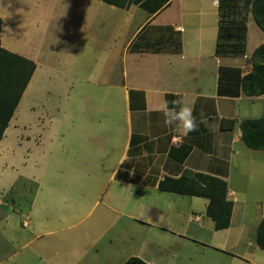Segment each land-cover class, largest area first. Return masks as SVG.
Segmentation results:
<instances>
[{"label": "rangeland", "instance_id": "1", "mask_svg": "<svg viewBox=\"0 0 264 264\" xmlns=\"http://www.w3.org/2000/svg\"><path fill=\"white\" fill-rule=\"evenodd\" d=\"M60 1L0 0V9L6 17L23 15L27 34L32 33L33 47L44 48L40 52L46 57L59 55V61L50 66L63 80L50 76L51 82L45 87L51 92L54 81H59L55 87L61 91L47 95L42 109L29 104V96L25 95L9 127L16 137H10L11 144L0 152V255H5L4 264H19L15 257L7 261L15 253L17 242L14 239L24 236L28 241L34 223L50 226L52 234L43 241L42 249L44 245L51 250V264H122L131 257L146 264H245L233 261L226 252L243 253L257 264H264V251L255 245V229L264 220L263 152H251L242 145L234 150L241 157L239 172L232 171L228 183L236 194L232 199L235 200L234 225L238 230L231 239L225 232L214 231L206 217L203 223L196 220L189 227L188 222L183 221L181 229L172 225L175 220L184 219L178 213L187 215L193 211L197 217L205 216L203 199H192L189 204L183 201L189 200L187 197H173L143 188L128 189L111 182L107 168L99 178L95 174H82L74 181L68 176L69 170L76 168L84 155L83 146L97 142L104 147L107 144V133L99 138L89 136L87 142V132L91 134L97 127L105 128L116 135L118 145L122 142L124 124L118 101L115 103L116 120L110 127L112 120L106 121V114L96 115V110L103 107L102 91L86 85L106 75L108 49L114 46L109 41L108 30L102 22L100 32L86 28L83 34L67 27L66 23L51 22L52 9ZM239 5L241 10L235 18L227 1L224 12L229 23H242L249 14L247 0H239ZM101 12L108 14V11ZM120 69L118 66L117 71ZM249 114L254 120L261 116L256 112ZM20 120L14 131V122ZM45 129L49 130L45 133ZM60 135L64 136L62 140ZM8 139L5 134L4 143ZM35 194L33 217L28 212ZM173 198L178 199L177 203H171ZM6 222L10 229L2 232ZM24 223L29 225L22 228ZM186 227L191 238L179 239L176 233H185L187 237L186 230L182 232ZM235 237L240 238L238 243ZM40 242L30 244L28 251L39 247ZM204 242L209 246H203ZM32 257L33 253L29 258Z\"/></svg>", "mask_w": 264, "mask_h": 264}, {"label": "crops", "instance_id": "2", "mask_svg": "<svg viewBox=\"0 0 264 264\" xmlns=\"http://www.w3.org/2000/svg\"><path fill=\"white\" fill-rule=\"evenodd\" d=\"M247 1L250 8L252 0ZM213 2L214 0H170L163 10L148 15L133 5L122 10L96 0H61L52 9L54 12L50 14L49 20L56 24L66 23L67 27L83 34L86 28L97 29V32H100L103 22L108 30L109 41L114 45L108 49L107 72L103 79L86 82V85H92L97 87L98 91H102L103 107L96 110V115L106 114V121L112 120L109 121V127L116 120V101L121 104L123 114L122 142L117 145L116 135H111L105 128L97 127L91 134L87 132V142L90 137L99 138L102 133H107V144L104 147L99 142L96 144L86 142L87 145L83 146L84 155L80 157L77 167L69 170L68 176L74 181H78L82 174H95L99 178L102 171L107 168L111 182L132 190L143 188L157 192L158 183L165 178L177 179L181 176L191 177L194 174L218 178L226 183L227 200L233 204L230 227L219 232L227 233L228 239H231L230 236L238 230L234 225L235 200L232 199L236 194L229 189L228 183L232 177L230 173L239 172L241 156L234 150L239 148V145L247 149L240 140L239 124L245 120H254L248 117L250 112L262 115L264 105L260 107L259 104L264 103V94L259 97H247L240 87L236 89L237 95H229L228 90L221 94L220 71L237 70L239 80L249 74L250 57L254 50L264 43V33L256 27L251 15L248 14L244 17V53L216 56L220 5L226 2L219 0L218 6ZM230 5L233 17L237 18L241 10L239 0H232ZM102 10L108 11V14L101 12ZM0 19L2 21L0 46L33 62L36 66L21 100L28 94L29 104L34 103L37 105L36 109H42L44 107L42 102L48 100L47 95L61 91V88L55 87L59 85V81H54V86L50 88L51 92L45 87L51 82L50 76H56L61 80L50 66L59 61V55L46 57L45 53L40 52L44 48L33 47L30 40L32 33L29 31L27 34L28 27L23 15L12 16L11 19L0 9ZM118 66L121 67L120 72L117 71ZM165 100L170 107L192 106L198 125L196 131L184 136L183 130L177 128L175 124H166L160 110ZM96 121L100 123L101 120L96 117ZM222 121H225L223 126ZM227 121L234 122L232 129ZM20 122L21 120L14 122V131ZM10 123L0 141V152L11 144L10 137H16V134L9 131ZM48 130L45 129V133ZM112 131L115 133V127ZM5 134L9 136L7 143H4ZM55 136L57 138V135ZM60 138L62 140L64 136L60 135ZM64 148L70 150L68 146ZM80 166L83 168L79 169ZM33 181L34 178L31 177L30 182ZM35 185L37 187V184ZM36 194L30 202L28 212L33 217ZM187 198L189 200L183 201L189 204L194 201L192 199H200ZM177 201V198H173L171 203ZM205 202L204 209L208 204L206 200ZM189 207L191 210L194 208L192 205ZM178 215L184 219L175 220L172 225L180 229L183 221L185 224L188 222L189 227L196 220L203 223L205 218L204 214L197 217L193 211L187 215L179 213ZM28 225L29 223H24L22 228ZM4 226L2 232L10 229L8 222ZM211 226L214 230L213 223ZM187 227L182 230V232L186 230L187 237L183 235L185 233H176L179 239L191 238ZM51 234L50 226L34 223L28 241L24 236H19V240L14 239L17 242L15 253L7 261L15 257L19 264H51L49 259L51 250L48 251L44 245L42 249L43 241L45 242ZM233 239L236 243L240 240L239 237ZM34 242H40V246L30 249L29 252L27 248ZM203 246L209 245L204 242ZM31 253L33 257L29 258ZM226 253L233 261L257 264L246 258L243 253L239 254L241 256ZM4 256L0 255V264H4Z\"/></svg>", "mask_w": 264, "mask_h": 264}, {"label": "trees", "instance_id": "3", "mask_svg": "<svg viewBox=\"0 0 264 264\" xmlns=\"http://www.w3.org/2000/svg\"><path fill=\"white\" fill-rule=\"evenodd\" d=\"M105 5L127 9L138 6L148 15H154L168 6L170 0H96ZM229 2L231 10L232 0ZM226 4L220 5L219 34L216 45V56L225 57L229 54L244 53V19L242 23H229L228 15L224 12ZM249 14L256 27L264 33V0H252ZM2 21L0 19V33ZM235 33V34H234ZM233 43H230V41ZM251 71L240 78L237 70H221L219 79V92L237 95L236 89L247 97H259L264 94V43L256 48L250 57ZM36 69L33 62L12 54L0 46V141L12 119L24 91ZM228 83V85H227ZM230 87V88H229ZM221 125L223 126V123ZM231 124L234 122L227 121ZM242 144L250 151L264 153V111L259 119L245 120L239 124ZM160 193H169L179 196L204 199L208 202L205 217L212 223L215 231H225L230 227L233 204L227 200V185L223 180L215 177L194 174L191 177L181 176L177 179L165 178L158 183ZM255 243L258 249L264 251V220L256 230ZM123 264H146L137 257H131Z\"/></svg>", "mask_w": 264, "mask_h": 264}, {"label": "clouds", "instance_id": "4", "mask_svg": "<svg viewBox=\"0 0 264 264\" xmlns=\"http://www.w3.org/2000/svg\"><path fill=\"white\" fill-rule=\"evenodd\" d=\"M168 125L175 124L177 128L183 130L184 136L196 131L198 125L193 115V107L189 105L169 106L168 101H164L160 109Z\"/></svg>", "mask_w": 264, "mask_h": 264}, {"label": "built area", "instance_id": "5", "mask_svg": "<svg viewBox=\"0 0 264 264\" xmlns=\"http://www.w3.org/2000/svg\"><path fill=\"white\" fill-rule=\"evenodd\" d=\"M214 5L218 6L219 5V0H214Z\"/></svg>", "mask_w": 264, "mask_h": 264}]
</instances>
